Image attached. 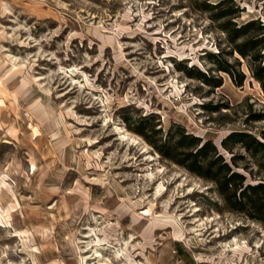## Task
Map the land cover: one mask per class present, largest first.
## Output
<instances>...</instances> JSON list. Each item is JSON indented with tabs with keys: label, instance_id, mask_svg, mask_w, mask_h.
<instances>
[{
	"label": "rangeland",
	"instance_id": "374dc122",
	"mask_svg": "<svg viewBox=\"0 0 264 264\" xmlns=\"http://www.w3.org/2000/svg\"><path fill=\"white\" fill-rule=\"evenodd\" d=\"M219 1L0 0V264H264V226L148 142L183 130L228 160L221 138L264 128L219 27L264 25V0Z\"/></svg>",
	"mask_w": 264,
	"mask_h": 264
},
{
	"label": "trees",
	"instance_id": "16d2710c",
	"mask_svg": "<svg viewBox=\"0 0 264 264\" xmlns=\"http://www.w3.org/2000/svg\"><path fill=\"white\" fill-rule=\"evenodd\" d=\"M223 3L224 0H221L207 6L216 8ZM233 9L219 12L214 17L229 15L236 8ZM219 27L232 51L246 60L248 73L257 81L264 97V25L254 20L236 25L227 19L220 23ZM206 57L219 64V52L209 53ZM238 64L237 62L236 65ZM182 68L187 75L194 76L204 83L209 82L207 72L197 69L194 65H184ZM218 70L226 72L237 85L243 81V71L233 70V65L227 62L218 65ZM217 85L218 83L214 84ZM248 119L264 120V111L252 113L248 115ZM136 128L137 133L149 140L147 132L151 131V128ZM148 142L163 157L208 181L212 191L227 210L241 213L264 226V128L260 129L257 135L246 130H233L221 138L219 143L229 154L228 160L217 152L209 139L201 140L200 137L183 130L169 131L159 143L151 140ZM235 146L243 154L235 153Z\"/></svg>",
	"mask_w": 264,
	"mask_h": 264
}]
</instances>
